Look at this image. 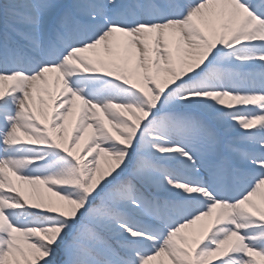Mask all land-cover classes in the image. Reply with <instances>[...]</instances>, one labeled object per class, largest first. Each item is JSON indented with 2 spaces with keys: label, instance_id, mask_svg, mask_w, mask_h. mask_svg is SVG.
Listing matches in <instances>:
<instances>
[{
  "label": "snow or ice",
  "instance_id": "snow-or-ice-1",
  "mask_svg": "<svg viewBox=\"0 0 264 264\" xmlns=\"http://www.w3.org/2000/svg\"><path fill=\"white\" fill-rule=\"evenodd\" d=\"M0 264H264V0H0Z\"/></svg>",
  "mask_w": 264,
  "mask_h": 264
}]
</instances>
